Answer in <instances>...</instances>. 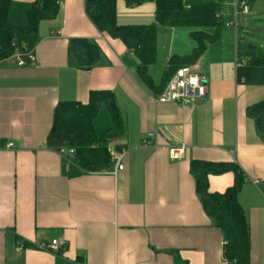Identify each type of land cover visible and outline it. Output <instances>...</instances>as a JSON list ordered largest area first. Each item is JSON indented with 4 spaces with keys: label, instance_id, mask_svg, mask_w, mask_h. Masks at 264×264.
<instances>
[{
    "label": "crops",
    "instance_id": "crops-1",
    "mask_svg": "<svg viewBox=\"0 0 264 264\" xmlns=\"http://www.w3.org/2000/svg\"><path fill=\"white\" fill-rule=\"evenodd\" d=\"M33 1L12 0L10 21L27 25ZM237 1L225 9L220 38L192 64L208 85L205 99L194 104L155 100L171 56L192 52L191 29L159 25L152 88L137 72L134 51L93 23L86 0H63L58 15L41 22L35 61L0 63V264H228L223 232L197 193L194 159L242 169L250 263L264 264V133L247 113L264 99V82L238 79L244 60L237 37L252 42L240 17L255 2L245 12ZM163 29L167 47L159 44ZM72 37L96 41L104 63L77 67L69 58ZM92 89H111L125 121V134L109 142V149H127L121 170H82L47 145L57 104L87 102ZM111 125L102 105L95 131L102 135ZM151 132L158 134L144 143ZM171 143L186 145L183 158L171 157ZM208 180L210 191L224 192L235 172L211 173ZM54 238L64 241L61 253L39 247Z\"/></svg>",
    "mask_w": 264,
    "mask_h": 264
},
{
    "label": "trees",
    "instance_id": "trees-1",
    "mask_svg": "<svg viewBox=\"0 0 264 264\" xmlns=\"http://www.w3.org/2000/svg\"><path fill=\"white\" fill-rule=\"evenodd\" d=\"M63 0H34L27 12L25 26L13 24L9 19L12 0H0V63L11 58L17 50H33L40 40V24L54 19ZM129 5L148 0H125ZM155 5V23L120 24L117 20V0H86V12L93 23L103 32L120 38L134 51L138 63L137 72L150 87H154L149 67L157 59L158 24L163 26H187L195 46L191 53L181 57L173 55L162 77L161 93L175 70L194 64L206 51L208 45L220 38L226 24L225 9L234 0H150ZM238 0V8L240 7ZM249 5L254 0H246ZM241 8V7H240ZM238 55L244 63L238 67V79L246 83L264 82V49L256 43L237 37ZM69 58L83 69H91L104 63L99 44L85 37H72L68 46ZM102 105L107 107L112 125L102 135L95 131L94 118ZM260 132L264 133V99L248 106ZM126 124L111 89H92L89 100L60 101L54 112V120L47 137V145L54 149L62 146L75 148L73 161L85 171H100L113 167L109 142L123 136ZM191 172L196 181L199 198L213 223L223 232L224 257L236 264H251V239L249 223L239 200L245 175L234 163L194 159ZM226 170L235 172L234 183L224 192L209 189V174ZM24 245L35 246L24 241Z\"/></svg>",
    "mask_w": 264,
    "mask_h": 264
},
{
    "label": "built area",
    "instance_id": "built-area-1",
    "mask_svg": "<svg viewBox=\"0 0 264 264\" xmlns=\"http://www.w3.org/2000/svg\"><path fill=\"white\" fill-rule=\"evenodd\" d=\"M238 5V2H236ZM238 7V6H237ZM242 11H249L250 5L246 0L240 1ZM19 65H25L27 59L35 61V55L32 50H17L12 56ZM208 94V85L204 73L196 70L192 65H184L175 70V72L167 80L166 85L161 93L155 96L157 102H177L181 104H194L205 99ZM158 132H151L143 139L144 143L150 144L152 139L156 137ZM13 142L6 143L7 147H12ZM58 152L72 159L75 155V148L70 146H62L57 149ZM113 160L114 170L118 171L124 168L123 159L127 152L126 148L109 149ZM170 155L173 159H181L185 156L186 145L169 144ZM227 243L224 240V246ZM22 244V242H21ZM40 248L48 249L53 252L61 253L64 249V241L54 238L48 243H42ZM226 260V259H225ZM228 264H236L235 261H228Z\"/></svg>",
    "mask_w": 264,
    "mask_h": 264
},
{
    "label": "rangeland",
    "instance_id": "rangeland-1",
    "mask_svg": "<svg viewBox=\"0 0 264 264\" xmlns=\"http://www.w3.org/2000/svg\"><path fill=\"white\" fill-rule=\"evenodd\" d=\"M255 7L251 13L241 14V23L248 24V31L245 33L256 44H263L264 48V0H255ZM117 20L120 24H148L155 23V5L153 1H145L137 5H129L125 0H117ZM160 24H158L159 27ZM184 29H192L182 26ZM169 30H162L161 43L167 47L169 43ZM245 37L244 34L241 37ZM155 67H159L156 65ZM154 67V68H155Z\"/></svg>",
    "mask_w": 264,
    "mask_h": 264
}]
</instances>
